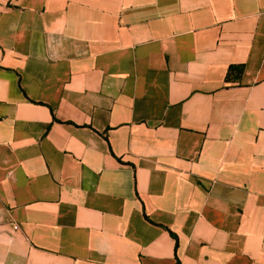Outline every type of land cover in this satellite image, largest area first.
Returning a JSON list of instances; mask_svg holds the SVG:
<instances>
[{
	"label": "crops",
	"instance_id": "crops-1",
	"mask_svg": "<svg viewBox=\"0 0 264 264\" xmlns=\"http://www.w3.org/2000/svg\"><path fill=\"white\" fill-rule=\"evenodd\" d=\"M0 264H264V0H0Z\"/></svg>",
	"mask_w": 264,
	"mask_h": 264
},
{
	"label": "trees",
	"instance_id": "trees-1",
	"mask_svg": "<svg viewBox=\"0 0 264 264\" xmlns=\"http://www.w3.org/2000/svg\"><path fill=\"white\" fill-rule=\"evenodd\" d=\"M243 68L242 66H230L227 70L225 81H237L242 74Z\"/></svg>",
	"mask_w": 264,
	"mask_h": 264
}]
</instances>
